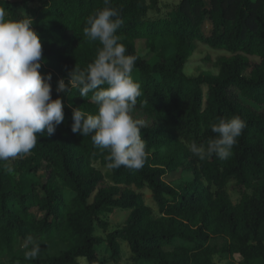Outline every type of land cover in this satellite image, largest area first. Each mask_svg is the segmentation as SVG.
I'll return each mask as SVG.
<instances>
[{
  "label": "trees",
  "instance_id": "16d2710c",
  "mask_svg": "<svg viewBox=\"0 0 264 264\" xmlns=\"http://www.w3.org/2000/svg\"><path fill=\"white\" fill-rule=\"evenodd\" d=\"M0 5L33 18L43 47L40 71L52 75V99L58 98V81L76 65L86 68L101 47L83 29L104 0ZM111 6L123 21L117 35L126 54L137 57L132 77L143 94L133 116L146 124V162L139 170L110 168L108 150L71 131L73 109L95 113L96 106L77 89L66 93L55 133L37 134V145L12 161L11 171L0 162V264H116L120 241L133 264H222L215 255L264 264V0H111ZM196 42L230 54L216 74L184 75ZM233 116L246 127L229 158L191 153L193 141L206 146L216 136L211 126ZM172 174L178 178L167 182ZM115 210L128 216L110 229L102 214ZM103 244L107 256L100 259ZM34 245L39 254L26 258Z\"/></svg>",
  "mask_w": 264,
  "mask_h": 264
},
{
  "label": "clouds",
  "instance_id": "9594fccd",
  "mask_svg": "<svg viewBox=\"0 0 264 264\" xmlns=\"http://www.w3.org/2000/svg\"><path fill=\"white\" fill-rule=\"evenodd\" d=\"M89 15L83 35L98 41L95 59L86 68L75 66L67 80L60 79L52 99V75L42 74L43 47L34 30L33 18L25 12L13 16L0 5V162L11 171V162L31 152L38 143V135L52 136L64 121L63 96L72 89L80 97L89 98L96 106L95 113L81 107L72 111L71 131L90 136L94 146L109 152L108 166L139 170L147 159V143L141 129L143 120L136 119L133 111L142 96L141 85L132 77L137 57L126 54L117 30L123 21L111 0ZM91 93L90 97L89 94ZM246 122L239 116L221 118L211 126L216 134L207 145L190 144V151L200 159L217 156L225 160L242 135ZM40 252L34 245L26 258H35ZM86 258L77 257V261Z\"/></svg>",
  "mask_w": 264,
  "mask_h": 264
},
{
  "label": "rangeland",
  "instance_id": "374dc122",
  "mask_svg": "<svg viewBox=\"0 0 264 264\" xmlns=\"http://www.w3.org/2000/svg\"><path fill=\"white\" fill-rule=\"evenodd\" d=\"M137 50L140 53H145L144 45L142 42L137 44ZM230 54L225 51H218L214 50L207 45L201 44L196 42L195 43V50L192 54V56L187 61L185 67H184V75L186 77H194L200 74L201 72H211L213 74H216L218 72V64L220 60L224 57H229ZM156 58H154L152 61H155ZM251 62H257L258 59L256 58H250ZM105 175H107V171H104ZM178 178V174H172L169 177H166L165 180L167 182H171ZM232 184L230 183L227 188L228 195L230 197V200L233 204H237L239 202V196L237 193L230 188ZM142 193L144 194L145 202L146 204L151 207L153 210V217L157 218L158 214L156 212V207L151 201V194L150 191L147 189L142 190ZM128 216V211H122V210H115L112 213H104L102 214V218L109 223L110 229H112L115 226L122 225L126 218ZM97 236H103V234L100 231H97ZM217 246H221L222 241L217 240L215 242ZM121 245V253H120V259L116 264H133L131 261V253L127 247V244L123 241H120ZM98 256L99 258H106L107 251L105 250V244H103L101 247L97 248ZM213 261H218L222 264H238L239 258L236 256H220L215 255L212 257Z\"/></svg>",
  "mask_w": 264,
  "mask_h": 264
}]
</instances>
